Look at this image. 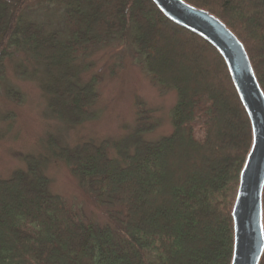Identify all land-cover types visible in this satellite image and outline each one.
Returning <instances> with one entry per match:
<instances>
[{
    "label": "trees",
    "instance_id": "trees-1",
    "mask_svg": "<svg viewBox=\"0 0 264 264\" xmlns=\"http://www.w3.org/2000/svg\"><path fill=\"white\" fill-rule=\"evenodd\" d=\"M184 1L236 35L264 93V0ZM34 5L59 17V27L31 16ZM113 40L133 48L156 85L174 90L171 132L146 140L156 122L139 109L133 129L111 142L68 146L49 135L46 154L22 155L25 167L0 178V264H231V211L252 132L208 42L151 0H0V87L11 60L17 75L37 81L52 117L82 125L95 118L99 77L83 81L77 61ZM50 160L68 168L107 223L80 219L49 191L42 169ZM262 209L264 226V188Z\"/></svg>",
    "mask_w": 264,
    "mask_h": 264
},
{
    "label": "rangeland",
    "instance_id": "rangeland-1",
    "mask_svg": "<svg viewBox=\"0 0 264 264\" xmlns=\"http://www.w3.org/2000/svg\"><path fill=\"white\" fill-rule=\"evenodd\" d=\"M40 7L34 5L30 15L59 27L60 18ZM77 63L84 67L83 81L93 75L99 77L98 100L92 107L95 118L73 128L49 114L36 80L17 75L13 61L6 62V80L0 87V178H8L14 170L25 167L22 155L46 154L49 135L68 146L78 139L111 142L133 129L139 109L149 111L151 120L156 122V128L143 135L146 140H156L171 132L170 116L176 94L152 81L128 43L113 40L91 47ZM6 86L20 94L19 102L8 97ZM232 137L233 134L227 136L226 145H231ZM109 153L114 155L112 149ZM42 171L49 179V191L62 197L77 217L98 224L108 222L105 209L83 192L62 162L50 160Z\"/></svg>",
    "mask_w": 264,
    "mask_h": 264
},
{
    "label": "water",
    "instance_id": "water-1",
    "mask_svg": "<svg viewBox=\"0 0 264 264\" xmlns=\"http://www.w3.org/2000/svg\"><path fill=\"white\" fill-rule=\"evenodd\" d=\"M172 23L208 42L223 58L251 125L252 142L233 203L231 264H258L264 251V93L242 42L218 17L184 0H151Z\"/></svg>",
    "mask_w": 264,
    "mask_h": 264
}]
</instances>
